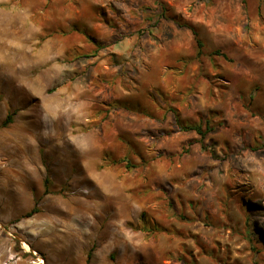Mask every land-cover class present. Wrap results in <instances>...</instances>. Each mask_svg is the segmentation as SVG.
<instances>
[{"label": "rangeland", "instance_id": "1", "mask_svg": "<svg viewBox=\"0 0 264 264\" xmlns=\"http://www.w3.org/2000/svg\"><path fill=\"white\" fill-rule=\"evenodd\" d=\"M0 264H264V0H0Z\"/></svg>", "mask_w": 264, "mask_h": 264}, {"label": "trees", "instance_id": "2", "mask_svg": "<svg viewBox=\"0 0 264 264\" xmlns=\"http://www.w3.org/2000/svg\"><path fill=\"white\" fill-rule=\"evenodd\" d=\"M189 29L191 30V32L193 34V37H194V40H195V43H196V46H197V55L198 56H201L202 55V52H203L202 49L204 48L203 41L200 39V36H199L198 31L194 27L190 26ZM217 54H220V53L217 51ZM223 56L227 59V56L226 55H223ZM12 120H13L12 115L7 116V118H6V120H5V122H4L3 125L4 126L9 125L12 122ZM177 122L180 123L178 116H177ZM195 130L199 134L201 133L200 132L201 131L200 128H196ZM48 185H49V181L46 180V192L48 190Z\"/></svg>", "mask_w": 264, "mask_h": 264}]
</instances>
